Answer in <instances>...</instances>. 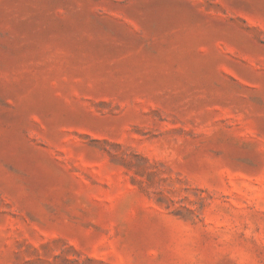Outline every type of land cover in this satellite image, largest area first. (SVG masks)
Wrapping results in <instances>:
<instances>
[{"label":"rangeland","instance_id":"obj_1","mask_svg":"<svg viewBox=\"0 0 264 264\" xmlns=\"http://www.w3.org/2000/svg\"><path fill=\"white\" fill-rule=\"evenodd\" d=\"M0 264H264V0H0Z\"/></svg>","mask_w":264,"mask_h":264}]
</instances>
